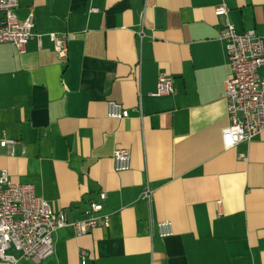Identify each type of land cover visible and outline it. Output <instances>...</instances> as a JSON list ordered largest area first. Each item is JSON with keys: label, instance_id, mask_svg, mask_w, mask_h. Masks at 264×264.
<instances>
[{"label": "crops", "instance_id": "0c3cea01", "mask_svg": "<svg viewBox=\"0 0 264 264\" xmlns=\"http://www.w3.org/2000/svg\"><path fill=\"white\" fill-rule=\"evenodd\" d=\"M17 3L41 46L0 43V142L15 143L0 145V172L70 224L40 263L9 249L16 264H82V252L84 264H264V130L224 149L229 66L218 38L228 21L264 46V0ZM50 33L71 38L66 61ZM162 72L170 96L155 95ZM110 100L128 118H108ZM117 148L130 153L125 172L114 170ZM99 203L108 226L77 237L71 223Z\"/></svg>", "mask_w": 264, "mask_h": 264}, {"label": "built area", "instance_id": "2783aa9c", "mask_svg": "<svg viewBox=\"0 0 264 264\" xmlns=\"http://www.w3.org/2000/svg\"><path fill=\"white\" fill-rule=\"evenodd\" d=\"M17 0H0V43L12 45L19 53L25 51L29 40L35 39L41 46V36L34 34V19L30 14L19 21L15 16ZM217 17L227 15V9L215 10ZM58 59L68 58L66 34L48 35ZM219 40L224 43L229 66V75L225 81L224 98L227 103L228 126L222 131L224 149H232L239 144L249 143L264 130V68L263 38L254 30L237 33L228 21L222 26ZM172 77L166 73L158 75L156 96H170L174 93ZM107 117L124 120L128 111L115 101L107 102ZM11 141H1L0 145H14ZM112 163L116 172H125L130 167V153L126 149L113 151ZM145 196L148 197L147 192ZM101 202L104 193L99 194ZM102 203L91 204L86 217L74 221L71 225L77 237L88 234L98 227L108 226V217L101 214ZM63 212H54L49 205L34 194L33 186L11 181L7 171L0 172V262L16 264L17 258L7 253L14 249L25 259L40 263L54 253L53 235L67 226ZM160 238L172 235L169 221L156 225ZM82 264L87 253L82 252Z\"/></svg>", "mask_w": 264, "mask_h": 264}]
</instances>
